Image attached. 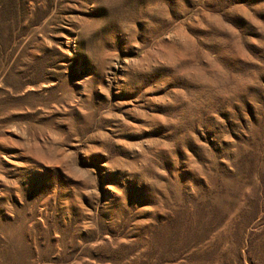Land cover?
<instances>
[{"label":"rangeland","instance_id":"1","mask_svg":"<svg viewBox=\"0 0 264 264\" xmlns=\"http://www.w3.org/2000/svg\"><path fill=\"white\" fill-rule=\"evenodd\" d=\"M0 264H264V0H0Z\"/></svg>","mask_w":264,"mask_h":264}]
</instances>
